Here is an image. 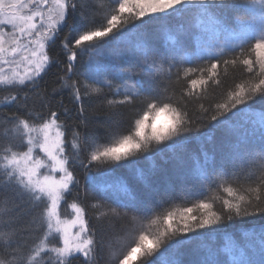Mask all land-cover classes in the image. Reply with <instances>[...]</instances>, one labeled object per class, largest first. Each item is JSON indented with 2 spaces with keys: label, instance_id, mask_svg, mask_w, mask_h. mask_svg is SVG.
Masks as SVG:
<instances>
[{
  "label": "snow or ice",
  "instance_id": "1",
  "mask_svg": "<svg viewBox=\"0 0 264 264\" xmlns=\"http://www.w3.org/2000/svg\"><path fill=\"white\" fill-rule=\"evenodd\" d=\"M189 6L194 22L184 20ZM155 22L163 47L148 32ZM222 65L240 79L209 99ZM258 98L264 0H0V264H179L165 253L264 216V111L251 131L258 151L244 125H231ZM99 116L103 132L90 127ZM215 129L238 136L219 158L202 150L188 170L155 163H167L165 150L179 160L193 133L211 142ZM142 159L151 167L139 169ZM120 169L139 187L117 179L82 191L81 178L86 186ZM121 221L138 236L114 249ZM259 244L264 264V233ZM225 251L231 264H255L243 249ZM192 264L222 262L209 250Z\"/></svg>",
  "mask_w": 264,
  "mask_h": 264
},
{
  "label": "trees",
  "instance_id": "2",
  "mask_svg": "<svg viewBox=\"0 0 264 264\" xmlns=\"http://www.w3.org/2000/svg\"><path fill=\"white\" fill-rule=\"evenodd\" d=\"M193 7V6H189ZM245 15L246 18H250V13H241ZM197 13L193 7V11L186 14L184 20L195 21ZM183 21L177 18H172L169 21L170 24L176 25L182 23ZM162 22H155L148 26V32L153 39V42L157 46L163 47L167 42L166 36L163 34V29L161 27ZM196 29H193L195 33ZM195 49L194 38L191 40L190 50ZM59 48L57 47V52ZM57 69H53L55 73ZM220 79L221 85L219 87L212 85L211 82L208 87V92L206 96L209 99L219 98L225 91L226 88H231L234 82H238L240 79L239 69H233L231 66L224 67L223 65L220 68ZM54 79V75L50 74L47 77L48 82L50 83ZM178 94V93H177ZM65 103L68 104L67 97H65ZM69 107H72L71 104H68ZM205 106H207L205 104ZM198 105L193 102L190 104V108L194 112L198 111ZM264 111V100L257 99L250 103V108L247 112H242L239 115L233 117L231 125L236 132H243L244 129H247L249 132L248 136V146L254 150L258 151L259 149V139L258 132L255 136L251 135L253 129H259L260 125L258 123V116L256 113ZM168 117L162 114L158 121L163 123L167 120ZM247 121V123H245ZM106 127L105 121L102 116H99L94 122V125L99 127V130L103 132L104 127ZM240 125H244V129L240 128ZM124 126H127V120H125ZM207 129H202V132H206ZM201 135V133L191 134V138L186 142L185 148L181 151H177V155L180 157L179 160L173 158V154L165 150V156L167 163L164 160H161L159 156H155V163L158 166H163L170 171H173L177 168H182L183 170H188L195 167V157L201 155L202 150H206L209 154L215 153L217 158L224 153L229 151V146L231 143H236L238 141V136L229 135L225 129H215L214 136L211 142L207 140L197 141L196 136ZM202 159V157H201ZM152 161L148 159H142L138 168L141 170H146L151 167ZM117 179H122L130 188L139 187L137 173L135 171H129L127 169H120L114 173H94L92 176V182L88 185H83L82 182V191L87 192L89 196L93 195V188L98 186H104L110 183H113ZM243 182V180H241ZM102 194V193H101ZM182 206V205H179ZM146 223V222H145ZM137 225L129 223L128 221H121L119 229L115 233V240L113 244L114 249H123L129 244L132 239L138 236ZM157 226H153L149 229L150 233H155ZM264 233V216H255L244 219H235L232 222H227L215 232L209 233L200 240L193 241L192 243L184 244L176 250H170L165 253V256L168 259H174L179 262V264H192V261L197 259H202L208 255L209 250L216 255V257L222 262V264H231V255L225 251L226 248L232 249V254L239 255V250L243 249L245 252V258L255 261V264H259L261 259L260 253V244L259 237L260 234ZM251 234V235H249ZM105 258L107 259L110 255L109 253H104ZM78 264V262H77ZM133 264H139V257L134 260Z\"/></svg>",
  "mask_w": 264,
  "mask_h": 264
},
{
  "label": "rangeland",
  "instance_id": "3",
  "mask_svg": "<svg viewBox=\"0 0 264 264\" xmlns=\"http://www.w3.org/2000/svg\"><path fill=\"white\" fill-rule=\"evenodd\" d=\"M136 259H137V258H136ZM136 259H135V260H136Z\"/></svg>",
  "mask_w": 264,
  "mask_h": 264
}]
</instances>
